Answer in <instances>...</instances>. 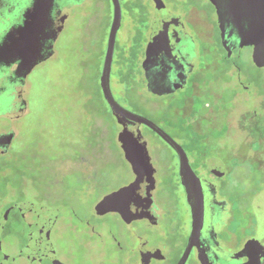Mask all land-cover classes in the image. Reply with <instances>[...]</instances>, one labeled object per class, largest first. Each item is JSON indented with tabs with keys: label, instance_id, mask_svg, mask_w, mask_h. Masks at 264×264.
I'll use <instances>...</instances> for the list:
<instances>
[{
	"label": "flooded vegetation",
	"instance_id": "flooded-vegetation-1",
	"mask_svg": "<svg viewBox=\"0 0 264 264\" xmlns=\"http://www.w3.org/2000/svg\"><path fill=\"white\" fill-rule=\"evenodd\" d=\"M108 1L111 3L113 17V4L111 0ZM235 1L138 0L143 18L134 21L137 24L143 22L146 29L141 50L136 51V55H139V68L144 71L142 61L152 35H156L155 44L158 50L165 51L172 62L179 57L175 47L181 21L186 32L180 45L183 57L189 56L191 45L194 57L188 71L185 68L179 74L175 72L169 75V82L176 89L173 91L175 94L187 88L193 74L200 79L207 74H203L204 67L199 66L206 59L198 64L195 62L196 41L191 33V27L195 25L204 27L206 32L208 25L216 24L219 29L222 63H230L229 65L236 68L235 59L240 57V50L247 47L252 63L264 71V57L258 53L253 56L254 50H264V0H240L243 35L252 28L262 26L257 40L241 48H233L242 40L232 18ZM101 7L100 0H0V118L7 117L4 114L6 106L15 105L18 88H22L23 98L27 100L25 90L28 76L39 64L55 54V44L75 9H81L82 17L91 24L95 23ZM156 12L160 16L153 25ZM222 29L227 47L232 48L230 56H227L222 44ZM171 51L178 53L176 55ZM208 53L209 50L206 58ZM179 65L183 66L180 61ZM185 72L187 75L184 82L182 74ZM97 80L99 84V78ZM191 82V86L195 87V81ZM240 82L238 84L245 93L249 85ZM99 89L101 91L100 84ZM151 91L150 94L157 90L152 88ZM103 100L115 123L112 138H108L109 133L101 115L91 110L86 123L89 127L97 128V131L91 130L95 142L87 147H73L72 150L79 154L78 162L66 161L63 164L64 168L69 165L78 167L87 189L85 192L95 193L86 213L78 212L75 206L69 207L73 220L69 225L74 232L80 230L81 236H77V239L81 248L61 250L55 247L50 232L57 223L60 210L58 207H48L55 210L54 221L47 232V242L53 259L58 264H87L88 261L94 264H178L188 244L194 222L193 242L183 264H264V229L255 226L256 219L247 220L241 204L243 195L237 189V180L229 177L228 167L221 161L210 160L209 157L201 162L196 161L190 150H186L182 143L153 118L141 110L130 109L115 99L125 109L155 123L184 149L188 163L198 178L194 186V206L197 213L194 219L187 200L186 187L180 179V161L176 151L156 132L141 123L138 130L146 142L147 150L144 152L139 146L143 139L133 136L136 133L135 126L118 123L107 102L104 98ZM142 103L150 111L159 109L156 100H143ZM169 111L172 114L176 112L174 109ZM195 123L183 126V129L188 131L194 128L198 131ZM8 132H14V137L8 147L0 139V147L4 150V153L0 152V157L9 155L12 143L18 135L15 126H0V135ZM147 136L155 137L167 146L171 163L161 155V150H153ZM99 149L103 150L104 158L108 160L113 159V154L108 150H120L129 167V176L106 186L99 185L97 164L92 162L91 156L88 157V151L93 153ZM87 236L91 238L89 243L86 241ZM250 240L253 242H249ZM247 243L250 245L246 246ZM41 260L46 259L41 257Z\"/></svg>",
	"mask_w": 264,
	"mask_h": 264
},
{
	"label": "rangeland",
	"instance_id": "rangeland-1",
	"mask_svg": "<svg viewBox=\"0 0 264 264\" xmlns=\"http://www.w3.org/2000/svg\"><path fill=\"white\" fill-rule=\"evenodd\" d=\"M100 2L102 7L95 23H87L81 9H75L55 44V54L28 76L26 113L0 118V126H15L18 130L9 155L0 157V216L21 200L46 208L58 207L60 216L50 234L55 247L61 250L81 248L77 239L80 230L74 232L69 225L73 221L69 207L75 206L78 212L86 213L95 196L93 192H85L80 169L72 165L64 168L63 164L78 162L79 154L73 147H87L95 142L91 130L97 128L86 123L91 110L101 115L109 140L115 132V123L97 80L112 19L111 3ZM120 3L122 24L116 35L110 73L115 99L153 118L190 150L196 161L209 157L224 163L228 176L237 180L247 220L256 219L255 226L263 230L264 71L252 63L247 47L235 59L236 68L222 63L216 24L208 25L206 32L204 27L195 25L191 27L196 41L195 62L206 59L199 66L207 74L203 79L193 74L185 92L175 94L168 74L144 72L139 68L136 51L141 50L146 29L143 22L137 24L134 20L142 19L143 11L138 0H120ZM191 81H195V87ZM240 81L249 85L245 93L238 84ZM150 87L157 91L150 94ZM143 100H156L159 109L148 110L143 107ZM170 109L176 112L172 114ZM194 122L198 131L183 129ZM147 137L153 150H161V155L171 163L167 146L155 137ZM108 151L113 154L112 160L104 158L103 150L88 151V157L98 167L99 185L112 184L130 173L120 150ZM90 239L87 236V243Z\"/></svg>",
	"mask_w": 264,
	"mask_h": 264
},
{
	"label": "water",
	"instance_id": "water-1",
	"mask_svg": "<svg viewBox=\"0 0 264 264\" xmlns=\"http://www.w3.org/2000/svg\"><path fill=\"white\" fill-rule=\"evenodd\" d=\"M113 4V17L110 24L106 50L104 54L103 64L101 73L99 76V84L102 91L103 98L107 102L110 107L112 115L115 116L118 123L125 126L127 123H130L135 126V135L134 137L143 139L140 131L138 130V126L142 123L151 128L154 132H156L169 146H171L177 153L180 161L179 175L183 185L186 187L187 191V200L191 205V210L193 214V218L195 219V215H197L195 211V192L194 186L196 185V180L198 179L196 175L193 173L187 157L186 153L182 146L177 143L173 138H171L166 132H164L160 127H158L155 123L148 120L147 118L135 114L124 107H122L113 97L110 88V73L112 66L113 53L115 48V40L118 30L121 27V7L119 0H111ZM169 14V13H168ZM170 15V14H169ZM159 14L156 12L154 16L153 25H155L156 18H159ZM176 18H178L176 16ZM232 18L233 23L238 29L239 33L242 35V40L237 43V45L233 46V48H241L248 43H252L257 40L262 26H258L257 28L250 29L245 35L242 33V18L240 11V0H236L233 8H232ZM180 20V18H178ZM154 28V26H153ZM186 32L184 27L179 21V26L177 30V43H176V51L173 52L179 57L173 59L175 61L172 62L171 58L167 57L165 51L158 50V47L155 44V40L157 39L154 35L151 36V41L148 43L146 48V56L142 61V68L146 72H157L162 74L173 75L175 72L179 74V72L186 68V71L192 65V59L194 57L192 45L189 48V56H185L182 54L180 45L182 44ZM222 36V44L227 51V56H230L232 48L227 47L226 41L224 40V30L221 31ZM158 37V36H157ZM192 49V50H191ZM256 53L260 56L264 57V50L256 49L254 50L253 56L255 57ZM183 59H182V58ZM181 58V59H180ZM188 60V62L186 61ZM181 62L183 66H178V62ZM182 79L185 82V77L187 73L182 74ZM179 79V78H178ZM181 79V78H180ZM179 79V80H180ZM2 90L0 89V94ZM27 100L23 98V90L22 88H18L15 95V105L8 106L4 110V114L7 116L19 117L26 113L27 111ZM125 131L122 130L120 134ZM14 137V132H8L0 135V139L2 143H6L7 147L10 141ZM139 146L142 147L144 152H146V142L143 139L142 143H139ZM0 152L4 153V150L0 147ZM55 210H51L50 208H46L43 205L34 204L31 202H27L24 200L17 201L9 206L2 216L0 217V264H58L51 255V250L49 248L47 242V232L54 221ZM195 226L193 222V230L189 237L188 244L185 248V251L179 260L178 264H183L185 259L188 256L189 250L191 248ZM249 242H253L250 240ZM250 244L247 243L246 246ZM41 257H44L46 260L42 261Z\"/></svg>",
	"mask_w": 264,
	"mask_h": 264
},
{
	"label": "trees",
	"instance_id": "trees-1",
	"mask_svg": "<svg viewBox=\"0 0 264 264\" xmlns=\"http://www.w3.org/2000/svg\"><path fill=\"white\" fill-rule=\"evenodd\" d=\"M89 114V113H88ZM188 131H190V129L188 130ZM0 177H1V174H0ZM3 178V177H2Z\"/></svg>",
	"mask_w": 264,
	"mask_h": 264
}]
</instances>
